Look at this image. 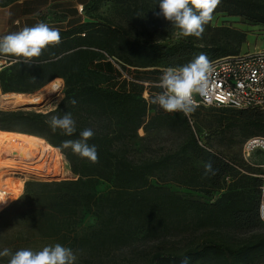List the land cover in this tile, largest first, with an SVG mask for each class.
<instances>
[{"label": "trees", "instance_id": "trees-1", "mask_svg": "<svg viewBox=\"0 0 264 264\" xmlns=\"http://www.w3.org/2000/svg\"><path fill=\"white\" fill-rule=\"evenodd\" d=\"M16 1L19 0H0V4ZM27 1L30 0L24 3ZM77 3L85 11L83 16ZM77 3L51 4V11L60 13L62 21L73 15L80 16L73 21L69 19L65 26H51L59 30L61 42L49 45L31 63H19L22 57L0 54V59L6 61L0 71V86L4 93L31 94L53 79L63 78L64 100L75 101L108 118L118 130L94 132V137L87 142L97 147L98 162L87 159L77 164L76 180L39 183L48 189L44 193L47 200L39 212L25 218L37 232L32 235L29 231L0 233V251L8 248L14 253L30 247L38 251V240L32 239L35 235L59 237L62 234V241H69L68 246L82 254L84 261L97 260L99 264H181L185 257L189 264H264V233L255 232L264 226L259 215L262 171L258 174L249 171L250 167H246L249 170L242 168L209 145L199 143L192 131L190 139L174 153L138 162L130 159L125 151L114 148L115 140L136 137L140 129L147 131L161 120L167 126L180 123L190 130L189 119L182 112L168 113L150 102L156 94L151 89L158 87L159 77L146 74L130 79L124 75L129 68L180 67L200 53H205L211 62L239 53L247 33L221 26L214 29L209 40L205 35L199 40L189 36L173 45L147 46L131 30L98 10L103 4H111L121 21L132 24L143 17H155L159 12L158 0H78ZM217 12L264 26V0H220L212 15ZM206 27L212 30L211 21ZM115 68L123 79L121 88L111 85L118 76L113 72ZM146 82L150 84L146 86ZM128 83L143 87L127 89ZM61 106L48 113L23 108L0 110V130L43 137L54 150L65 152L69 161V148H63V142L80 139L79 133L84 129H77L72 136L63 135L59 129L53 133L48 121ZM218 108L223 111L220 121L227 120L230 130L238 128L244 142L252 136H264V109ZM151 110L155 115L149 124L146 120ZM190 158L200 160L202 165L180 171L181 175L174 180L209 197L217 193L214 200L186 198L152 182L157 174L184 167ZM206 161L212 162L215 175H204ZM100 180L110 185L108 192L96 190ZM86 213L94 214L97 224L80 233L73 225ZM195 232L199 235L188 237L181 247L157 245L155 250H141L138 256L129 254L123 259L126 263L118 261L116 254L132 249L140 236L145 241L161 244L169 237ZM8 259L0 257V264H7Z\"/></svg>", "mask_w": 264, "mask_h": 264}, {"label": "rangeland", "instance_id": "rangeland-1", "mask_svg": "<svg viewBox=\"0 0 264 264\" xmlns=\"http://www.w3.org/2000/svg\"><path fill=\"white\" fill-rule=\"evenodd\" d=\"M57 1H65L71 6L78 2V0ZM77 9L79 13H82V16L83 14H85V11H80L81 6H78ZM98 13L124 25L126 28L131 30L134 35H137L143 42V44H148L147 46L173 45L179 43L185 38L178 35L179 29L173 27L171 23L165 20L162 16L156 15L155 17H143L139 22L132 24L126 23L119 19V16L117 14L118 12L115 7L108 3L103 4L98 10ZM62 20L63 17L58 12H52L50 10L45 15V23H51L50 27L61 24L65 26V22H63ZM221 26L240 29L247 33L246 40L241 46V51H247L255 48H264L263 25L250 23L243 17L231 16L226 12H217L216 14H214L213 19L211 20L212 30H208L205 26L203 35H205L209 40L215 32L214 29ZM1 31L3 32L4 28H1L0 32ZM0 37H3L2 33H0ZM201 43L203 44V42ZM5 66L6 62L0 59V71ZM163 70L164 69L162 68H157V70L129 68L128 72H125L124 75L125 77L131 79L133 77H143L146 74H153L157 75L160 79ZM113 72L117 73L118 76L116 78V81H113L111 85L121 88V82L123 81V79L121 78L120 72L116 68ZM159 79L157 80L158 82ZM128 84L129 86L127 87V89L141 90V87H143L141 84ZM64 90L65 81L61 91L58 94L56 93L52 98L44 95L43 99H41L38 103L42 105L36 104V106L22 107L24 105L0 103V110H16L20 107L29 111L48 113L49 111L57 109L58 106L62 104L61 108L55 116H63L66 112L71 113L74 120L76 121V129L91 128L95 133H101L104 131L114 132L115 130H118V127L115 126V124L108 118L97 115L91 109H86L78 103H72L68 100H64ZM151 90L155 93H159L160 91H162L161 88H158L156 86L155 89L152 88ZM31 94L34 96H41L38 91ZM154 115L155 111L151 110L146 123L150 124L149 121H151ZM221 115H223V111L221 110V108L198 106L195 112L187 116L190 123V130L184 128L182 125H180V123H177L173 126H167L161 120L162 122L158 121L157 124L153 125L152 128L147 131H145L144 129H140L136 137L126 138L121 141L115 140L114 148L125 151L130 159L138 162L146 158L157 157L167 153H174L190 139V131H192L196 134L199 143L209 145L213 149V151L221 153L223 156L229 158L232 161H235L242 168L249 170V168L246 167H250L249 171H256V173L259 174L262 171L261 165L263 163V156L260 153L256 152L246 158L245 155H243V142L245 140L243 134L239 131L238 128L230 130L227 120L224 122L220 121ZM51 117L52 116H50V118ZM110 134L111 136H114V133ZM68 151L70 154L69 161H67V154L65 152L63 153L59 149L53 151L51 169L49 175L45 177L38 178L32 176L30 177L25 175H17V177L22 176V178L24 179V188L22 194L16 201L5 207V209H1L0 233L29 231L30 235H32L37 232L36 228L33 227V225L25 222V218L27 217V215L29 216L30 214L32 215L39 212L38 209L43 207L45 201L47 200L44 193L48 189L46 187H41L39 183L61 180H76L78 178V175H76L77 164H81V162L87 160V158H81L78 154H74L70 148L68 149ZM201 165L202 162L200 160L190 158L184 167L177 169V171L175 172L169 170L166 173L157 174L152 179V182L154 184H157L158 186H164L169 191L182 195L186 198L198 199L208 202L212 201L218 196L217 193L212 197H209L200 191L190 189L174 180V178L180 174V171H186L189 170L192 166L200 167ZM96 190L99 193H106L110 190V185L103 180H100L96 184ZM42 191H44L43 194H40V192ZM96 224V216L92 213H86L82 219H78L75 222L73 227L81 233L82 231L96 226ZM255 232L264 233V226L256 230ZM197 235H199V232L191 233L181 237H169L161 242V244H157V242L154 241H145L142 236H140L141 238L134 242L132 249L126 250L120 255H116L117 258H119V262L126 263L123 260L124 258L133 254L138 256V253L141 250H155L154 247H156L157 245L158 247L166 246L168 248L181 247L185 244V242L188 241V237L192 238ZM35 236L36 237H33L32 239L38 240L36 246L39 248V250H42L43 247L48 245H55L56 243H59L65 247H69V241H62V234H60L59 237L47 236L43 234ZM29 249L32 248L30 247ZM75 254L77 257L75 264H99L97 260L94 263L86 262L83 260L84 256L82 254Z\"/></svg>", "mask_w": 264, "mask_h": 264}, {"label": "clouds", "instance_id": "clouds-1", "mask_svg": "<svg viewBox=\"0 0 264 264\" xmlns=\"http://www.w3.org/2000/svg\"><path fill=\"white\" fill-rule=\"evenodd\" d=\"M220 0H158L159 12L171 25L179 29L178 35L202 38L205 26L213 19V12ZM61 42L59 30L39 22L32 27H25L18 32L0 37V54L23 58L25 64L32 62V58L39 57L49 45L55 46ZM212 72L211 63L205 53H200L189 63L180 67H168L163 70L158 87L163 91L151 97L150 102L158 105L165 112H182L185 116L196 111L198 102L195 94L204 96ZM34 79V78H33ZM75 103V101H72ZM53 133L58 129L66 136L76 133V121L71 113L63 116H52L48 121ZM91 128L80 131V139L66 140L63 148H70L74 154L87 158L92 163L98 162V151L95 145H89L88 140L94 137ZM211 161L204 162V175H215ZM7 200L0 199V204ZM0 257H9L7 264H75L76 254L69 247L59 243L48 245L39 251L22 248L14 253L5 248L0 251ZM181 264H189L187 257Z\"/></svg>", "mask_w": 264, "mask_h": 264}, {"label": "built area", "instance_id": "built-area-1", "mask_svg": "<svg viewBox=\"0 0 264 264\" xmlns=\"http://www.w3.org/2000/svg\"><path fill=\"white\" fill-rule=\"evenodd\" d=\"M210 63L212 72L206 94L194 96L199 106L264 109V48L222 56ZM149 84L145 83L146 86ZM148 96L146 90L145 97ZM256 152L263 156L259 175L262 178L259 215L264 221V136H252L244 142L243 155L246 158Z\"/></svg>", "mask_w": 264, "mask_h": 264}, {"label": "bare ground", "instance_id": "bare-ground-1", "mask_svg": "<svg viewBox=\"0 0 264 264\" xmlns=\"http://www.w3.org/2000/svg\"><path fill=\"white\" fill-rule=\"evenodd\" d=\"M64 85V79L57 77L43 89L41 96L23 93H4L0 86V103L14 105L38 104L44 95L52 98ZM36 94V93H35ZM54 148L43 137L28 133L0 130V204L1 209L12 204L22 194L24 179L17 175L45 177L49 175Z\"/></svg>", "mask_w": 264, "mask_h": 264}, {"label": "crops", "instance_id": "crops-1", "mask_svg": "<svg viewBox=\"0 0 264 264\" xmlns=\"http://www.w3.org/2000/svg\"><path fill=\"white\" fill-rule=\"evenodd\" d=\"M64 2L57 0H30L24 3V0H19L7 5L0 4V29L4 28V31L0 33L5 36L12 32H18L25 27H32L39 22L45 23V15L51 10V4H62ZM78 6L80 7L81 4L77 3L76 7ZM79 16L80 14L73 15L63 22L66 24L69 19L73 21ZM46 24L51 25V23Z\"/></svg>", "mask_w": 264, "mask_h": 264}, {"label": "water", "instance_id": "water-1", "mask_svg": "<svg viewBox=\"0 0 264 264\" xmlns=\"http://www.w3.org/2000/svg\"><path fill=\"white\" fill-rule=\"evenodd\" d=\"M38 105H42V104H38ZM31 106H36L34 104H30V105H25V106H22V107H31ZM20 108V107H19Z\"/></svg>", "mask_w": 264, "mask_h": 264}]
</instances>
